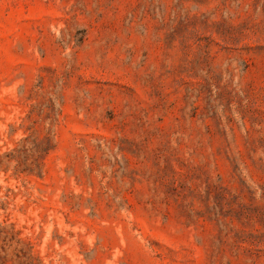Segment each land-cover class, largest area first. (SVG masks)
Listing matches in <instances>:
<instances>
[{"label":"rangeland","instance_id":"1","mask_svg":"<svg viewBox=\"0 0 264 264\" xmlns=\"http://www.w3.org/2000/svg\"><path fill=\"white\" fill-rule=\"evenodd\" d=\"M0 264H264V0H0Z\"/></svg>","mask_w":264,"mask_h":264}]
</instances>
